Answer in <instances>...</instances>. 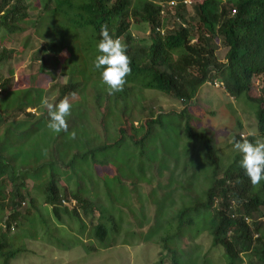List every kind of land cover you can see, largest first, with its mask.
<instances>
[{"label":"trees","instance_id":"obj_1","mask_svg":"<svg viewBox=\"0 0 264 264\" xmlns=\"http://www.w3.org/2000/svg\"><path fill=\"white\" fill-rule=\"evenodd\" d=\"M165 1L0 0V29L5 33L4 36L0 35V64L13 53V49L2 45V39L7 35L18 38L20 33L29 29L33 32L38 26L35 21L41 13L54 11L62 14L76 28L77 34L72 39L77 40L79 51L85 50L83 53L90 62L88 64L93 70L92 76L101 78L100 70L94 68V60L99 54L96 45L101 39L100 27L104 24L110 35L119 37L127 45L132 69L126 77L127 84L123 91L114 94H109L106 90L101 92L105 104L93 120V123L99 125L101 136L88 126L84 110L67 117L73 120L68 124V129L81 124V139L78 138L79 134L75 139L69 136L65 144L53 139L55 144L52 154L55 157L38 165L46 167L48 174L44 184L37 187L39 192L32 193V188L27 190L25 187V171L29 169H14L9 163L13 157L6 153L4 156L0 151V264H10L16 254L25 250L24 244L19 243V240L25 238L31 241L38 236L39 233L33 232L37 222L43 224L39 239L50 238L56 246L64 244L58 235L59 232H65L61 231V226L72 229L73 224L75 228L71 232L74 235L71 236L74 240L71 243L81 244L83 239L91 237L97 244L111 245L113 239L111 237L108 241V237L126 227L127 216L132 218L134 214L133 202H130L129 207H124L126 211L117 206L112 187H116L114 192H118L119 198L122 195L120 187L128 183H123L122 180L121 183H115L116 178H119L117 170H113L114 167L107 160V157H112L110 150L123 148V141L126 140L134 146L133 151L137 154V164L142 167V172L148 168V178H154L153 183H156L151 190L142 188L154 197L153 201L148 202H153L154 205L156 202L158 207L165 205L172 212L171 221L175 225L176 237L170 235L172 232H163L168 221L162 220L163 217L158 218V207L155 206L150 217L139 215L150 227L153 225L155 233L151 235L154 238L158 237L165 243L173 237L174 242L179 239L184 226L190 227L195 223L196 227L192 232L189 230V236L200 233L209 235L211 248L219 246L222 249L219 253L225 259L224 264H264V180L258 187L252 186L240 165L239 154L229 164L221 166L212 136L194 130L187 122V116L183 129L187 140L194 143L197 137L203 138L200 142L203 149V161H200V165L192 164L189 159L191 154L182 153L183 148H179L177 143L170 146H166L164 142L158 144L159 130L163 127L160 114L185 117L187 102L196 95L198 86L204 82H212L213 79L221 81L229 97L242 95L248 102L255 104L257 135L264 136V0H194L187 6L181 0H175L173 9H164L166 15L162 18L160 11L163 8L158 3ZM33 18L35 21H31ZM131 21L149 25L151 34L147 40L132 36ZM172 21L174 25L167 27ZM156 26L165 27L163 34L155 31ZM44 34L56 38L50 30ZM217 40L225 47L221 60L215 55ZM88 42L93 43L91 49ZM54 45L44 44L42 51L53 52ZM36 53L33 61L39 63L36 73L47 74L45 68L50 57L38 50ZM60 54L58 50L57 55ZM55 65L57 64L54 67ZM69 66L70 71L65 80L60 82L63 74L56 73L49 88H32L35 91L31 101L23 106L20 104L19 108H11L7 114L3 111L5 114L0 115V124L15 118L18 120L15 122L16 126L26 124L22 131L27 133H37L44 126L47 128L46 122L50 117L47 108L41 103L45 92L55 91L51 102L53 104L64 97L71 101L75 95H84V82L77 75L74 76L72 68H76L77 64L71 62V57ZM54 67L51 68L52 71L55 70ZM258 75L262 78L259 90L255 84ZM7 79L0 74V94L4 92ZM134 84L138 86L135 91L132 86ZM31 86L32 84L27 90ZM149 89L172 97L177 103L184 104L183 108L178 112H164L159 105L149 103L151 100L143 99L138 103L137 95L140 96L139 93ZM92 96L96 101L100 95L95 90ZM134 98L135 102L132 101ZM81 105L83 106L82 103ZM136 110L138 117L146 116L138 126H135L132 119L136 117L133 113ZM142 112L146 114L141 115ZM20 113H23L24 119L17 117ZM108 124H112L115 131L111 140L104 135ZM233 136L236 140L241 139L240 133H234ZM98 138L101 141L98 142ZM248 139L254 142L255 137L248 136ZM148 141L154 144V151H160L169 160L168 166H164L161 161L160 166L144 156L143 147ZM53 163L60 168L58 172L54 173L52 170ZM61 172L64 185L60 188L56 184L59 180L56 174ZM106 172L112 176L108 177ZM146 173L141 175L144 183ZM138 177L140 175L130 182L133 190L143 182L137 181ZM160 177H164L163 182H160ZM33 186L32 183L31 187ZM133 201L137 204L135 207L140 208L139 211L148 203L145 198L137 200L136 195ZM123 212L127 215L124 216ZM52 221L60 226L51 227ZM133 222L136 224L134 218ZM51 231L55 235L50 234ZM93 245H88L87 248L94 249ZM165 246L168 248L159 252L154 264H164L165 259L170 264H182L177 259V255L183 256L179 246H175L177 249L169 244ZM242 256L245 257L244 262Z\"/></svg>","mask_w":264,"mask_h":264},{"label":"rangeland","instance_id":"obj_2","mask_svg":"<svg viewBox=\"0 0 264 264\" xmlns=\"http://www.w3.org/2000/svg\"><path fill=\"white\" fill-rule=\"evenodd\" d=\"M164 9H169L171 11L173 7L168 6ZM160 15L162 18L163 16L165 17V10H163ZM31 21H35V19H31ZM35 23L38 26L33 29L34 33L30 32L29 29L27 31L25 30L23 33H20V37L18 38H13L12 35H7L5 39H2V45L6 48L13 49V53L4 63L0 64V74H2L4 78H8L4 92L0 94V115L5 114V112L7 114L13 107H21L20 104L22 106L26 103L28 104L31 101L35 91V89L32 88H49L51 80L54 77L53 75L56 73L63 74L60 82L65 80L67 72L70 71L69 64L71 57V62L74 61L75 64H77L76 68H72L75 71L74 76L77 75L79 77L78 79L84 82L83 85L85 87V90L83 89L82 91L84 92V95L83 93L80 96L75 95L71 98V101H69L72 105L71 113L74 115L84 110V113H86V117L89 121L88 126L94 128L96 132L98 131L97 134L101 136V133L98 130L100 127L99 125L97 126L95 122L93 123V120L95 119L100 108H102L105 104L102 98L104 95L101 92L105 90L109 91V89L107 85L103 84L101 78L92 76L91 72H93V70L88 64L90 62L87 61L86 56L83 53L85 50L79 51L77 49L79 44L76 39H72L74 34H77L76 28L72 27L62 14H57L54 11L42 12ZM173 25L174 23L172 21L167 27H171ZM47 30H50L51 34L56 38L53 39V37H48L49 35L46 36L44 32ZM130 32L134 38H144L146 40L151 34L149 25L141 22L135 23L133 21H131L130 24ZM4 34V31L0 29V35L4 36ZM52 41L55 44L54 51H50V53L49 50L42 51L44 44H53ZM216 42L217 45L215 49V55L216 58L221 60L225 53V47L218 40ZM92 46L93 43L88 42V47L90 49ZM36 50L40 51L41 53L43 52L44 56H46L45 54L47 53L48 58L50 57L47 67L45 68V70L48 71L47 74L39 75L36 73L37 64H39L37 62L33 63L35 60L34 55L37 54ZM58 50L61 52L60 55H57ZM31 63L32 66L30 67ZM54 64L57 65L54 67ZM52 67H54V71H52ZM261 80V76H256L255 84L258 88L257 90H259ZM213 81L215 83L210 84L208 82H204L198 86L196 95L191 101L187 102V114H185V117L183 115L181 118H179L176 114H160L163 127L159 130L160 133L158 136V144L164 142L166 146H170L175 142L179 148H183L181 149L182 153L188 152L191 154L189 159L192 164L200 165V161H203V149L200 143L203 138L201 139L200 137H197V141L194 143L187 140L188 138L184 134L183 130L185 120L187 119V122L194 130L201 131L212 136L220 165L224 166L229 164L235 155H241L240 158L242 159V154L236 150L231 143L232 135L234 133H240L248 136L249 132L257 133L256 115L254 111L255 104L248 102L242 95L229 97V95L225 93L224 88H222V84L219 79H213ZM31 84V89L27 90ZM132 86L134 91L135 88H138L136 84ZM95 90L98 91L100 95L96 101L93 100L92 96V93ZM151 90H145L142 92V94L139 93L140 96L137 95L138 103H141L143 99L151 100L149 103L153 105H159L162 107L164 112L168 110H174L178 112L181 108H183L184 104L181 105L177 103L172 97L166 95L164 96L160 94L161 92H156L154 89ZM0 92H2L1 89ZM54 95V90H48L45 92L43 99H47L51 103ZM135 99L136 98H134L132 101L135 102ZM138 103L136 106H138ZM137 111L138 110L133 112L136 117L132 118L135 126H138L140 122L143 123V119L146 117H138L139 113H137ZM145 114L146 113L144 112L141 113V115ZM17 117L24 119L23 113H20V115H17ZM11 119L12 120L8 119L6 122L0 124V151L4 153V156L6 153L7 155H11V157H13L9 163L14 169L23 167H27L29 169L28 171H25V187L27 190L32 188V193H34V191L39 192L37 187H41L44 184L48 174L45 169L46 167H41L38 165L44 162L46 159L53 160L55 157L52 154V148L55 144H53V139L55 142L59 140L61 144H65V142L68 141V137L70 136L69 134L72 131H75L76 135L79 134L78 138L81 139V124L69 128L68 131L63 132L62 135L56 136L57 133L53 132L48 127L44 128L45 126L37 133H27L22 131L26 124H20L19 126H16L15 122L18 120L15 118ZM66 119L67 124L73 121L71 117ZM48 122H46V126ZM83 123L85 122L83 121ZM5 131L7 132L5 133ZM92 134L94 135V133ZM114 134L115 131L113 125L108 124L104 135L108 140H111L114 138ZM99 140L100 138H98V142ZM123 142V148L110 150L112 152V157H107V160L114 167L113 170H117V175L119 178H116L115 183L119 181L120 183L122 181L123 183H128L120 187L122 195H119V198L118 192H114L117 190L116 187H112L114 197L117 198L115 200L118 202L117 206L123 208L124 211H126L124 207H129L130 202H133V204L137 206V204H135L133 201L134 195H136L137 200L145 198L147 202L150 200L153 201L154 197L150 195V192H144L143 189L151 190V187L156 185V183H153L154 178L152 180L148 178L150 175L149 173H146L148 172V168L145 172H142V167L137 164V154L133 151L135 148L133 145H131V142L128 140ZM154 147L155 146L152 142H146L143 147L144 156L150 160H153L154 163H159L160 166L162 164L164 166H168L169 160L165 156H162L160 151H154ZM56 148L58 147H55V149ZM100 156L102 155H99V157ZM180 161L182 162V160ZM54 165L55 163L51 165V168L55 173L58 172L60 168ZM64 168L65 167H62V169ZM47 171H49V169ZM62 172L59 175L56 174L59 178L56 184L58 187L60 186V188L64 185L62 182ZM144 173L147 174V176L145 175L147 178L145 179V183L143 180L144 178L141 176L144 175ZM106 174L108 177L112 176L110 173L106 172ZM138 175H140V177L137 178V181L143 182L139 185H136L135 190H133V185L130 182L134 181V178ZM163 181L164 177H160V182ZM106 182L108 185L109 182L107 180ZM32 183L34 184L33 187H31ZM157 196H159V193H157ZM135 206L132 208L134 213L132 218L127 216V221L129 223H126V227L116 231V233H113V235L111 234L108 237L109 239L107 238L109 241L112 237L113 243L111 245L97 244L91 237L88 239H83V243L81 244L77 241L75 244L71 243L74 240V237L71 236L74 235V233L71 232L72 229L75 228L73 224L71 226L72 229H69L65 225L61 226V231L65 232H63L64 234L59 232L58 235H60L59 239L64 244L56 246L52 244V239L50 238L44 239V237L43 239H39L43 224L37 222V224L34 225L33 232L39 233L38 236L33 238L31 241L30 239L25 238L19 240V243L21 242L24 244L25 250L16 254V256L10 260V264H154L159 256V252L164 250L166 251L168 248L165 246V244H169L174 248H176L175 246H179V250L182 252L183 256L180 254L177 255V259L179 260L178 263H225L222 253H219V251H222V249L219 246H215L213 249L211 248L209 235L200 233L199 235H195L193 237L189 236V230L192 232L196 227L195 223L190 225V227L184 226L180 231L179 239L177 238L173 242L172 237L169 242L164 243L163 240H159L160 238H154V236L151 235L152 233H155L153 225H151V228L148 223H145L142 218L139 217V215H145L148 217L152 216L155 206L156 208L158 207L156 202L155 205L153 202L146 203V207L143 209L141 208L140 211V208ZM123 214L124 216L127 215L125 212H123ZM157 214L158 218L163 217L162 220L165 219L168 221V224H166L164 228L161 227L163 228V232H172L170 235H174L176 232H174V222L171 221L172 212L168 210L165 205H160L158 207ZM133 218L139 228L133 222ZM50 226L59 227L60 225L55 221H52ZM165 228L168 229L165 230ZM50 234L55 235V233L52 231ZM174 237L176 236L174 235ZM156 239H158V241ZM175 243L178 244L176 245ZM88 245H93L94 249L87 248ZM242 260L243 262L245 261L244 256H242ZM164 264H170V261L165 259Z\"/></svg>","mask_w":264,"mask_h":264},{"label":"clouds","instance_id":"obj_3","mask_svg":"<svg viewBox=\"0 0 264 264\" xmlns=\"http://www.w3.org/2000/svg\"><path fill=\"white\" fill-rule=\"evenodd\" d=\"M169 1L173 3L169 4ZM181 1L186 6L194 2V0H190L189 2ZM163 3L159 2L158 4L164 10L165 7L174 6L176 1L166 0ZM162 11H160V14ZM164 28L162 26H156L155 31L157 30L160 34H163ZM149 30L151 31L150 27ZM99 35L101 39L96 45L99 54L95 56L94 68L100 70L101 80L104 85H107L109 94L121 92L126 84V77L132 71L130 66L131 60L127 55V45L119 37L114 38L110 35L106 24L101 25ZM208 83L215 82L208 81ZM261 84L262 81L260 82ZM0 89L2 88L0 87ZM41 103L47 108L50 117L47 127L57 134L61 131L67 132L68 124L66 118L71 115L72 108L68 97H64L55 104L50 103L47 99H42ZM69 135L71 139L76 138L75 131H72ZM248 136L255 137L254 142L249 140ZM248 136L240 134V140H236L235 136H233L231 143L242 154L240 165L250 179L252 186L258 187L260 182L264 180V136H258L255 132H249Z\"/></svg>","mask_w":264,"mask_h":264},{"label":"built area","instance_id":"obj_4","mask_svg":"<svg viewBox=\"0 0 264 264\" xmlns=\"http://www.w3.org/2000/svg\"><path fill=\"white\" fill-rule=\"evenodd\" d=\"M190 0H184V2H189ZM172 1H169V4H172Z\"/></svg>","mask_w":264,"mask_h":264}]
</instances>
